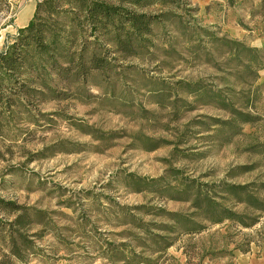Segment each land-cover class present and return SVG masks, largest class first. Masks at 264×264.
I'll return each instance as SVG.
<instances>
[{"label":"rangeland","instance_id":"1","mask_svg":"<svg viewBox=\"0 0 264 264\" xmlns=\"http://www.w3.org/2000/svg\"><path fill=\"white\" fill-rule=\"evenodd\" d=\"M37 1L0 0V26L12 17L0 47ZM186 1L143 9L177 14L146 48H110L112 68L83 81L53 73V93L17 107L0 134V198L29 214L31 247L8 253L16 211L0 204L1 264H264V213L220 188L251 183L264 199V0ZM197 186L257 223L181 233L170 213L194 212Z\"/></svg>","mask_w":264,"mask_h":264},{"label":"trees","instance_id":"2","mask_svg":"<svg viewBox=\"0 0 264 264\" xmlns=\"http://www.w3.org/2000/svg\"><path fill=\"white\" fill-rule=\"evenodd\" d=\"M156 4L188 10L186 0H38L26 25L16 28L12 39L5 40L0 47V134L6 126L14 125L20 104H29L30 97L35 94L54 92L53 73L71 74L83 81L92 72L112 68L110 48L127 54L146 48L152 25L159 22L161 16H177L170 10L159 9L157 13L143 10ZM8 24H12V17L0 27ZM73 42L79 46L69 52ZM90 44L94 48L86 55ZM245 48L249 52L256 51V47ZM252 186L251 183L224 182L220 188L235 203L263 214L264 199L256 195ZM208 190L211 188L197 186L191 199L195 211L191 214L170 213L175 215L173 222L181 233H200L207 228L206 222L229 221L243 228L257 223L256 216L222 205L208 194ZM0 204L16 211L8 223L10 231L4 241L8 253L21 259L23 251L31 247L24 232L31 222L30 216L12 201L0 198ZM171 244L165 241L164 248ZM221 252L211 249L206 253L220 255Z\"/></svg>","mask_w":264,"mask_h":264},{"label":"crops","instance_id":"3","mask_svg":"<svg viewBox=\"0 0 264 264\" xmlns=\"http://www.w3.org/2000/svg\"><path fill=\"white\" fill-rule=\"evenodd\" d=\"M31 11H32V8H31ZM24 25H26V23H22V24H20L18 27H22V26H24Z\"/></svg>","mask_w":264,"mask_h":264}]
</instances>
